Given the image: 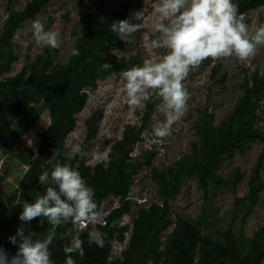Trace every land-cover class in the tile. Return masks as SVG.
I'll list each match as a JSON object with an SVG mask.
<instances>
[{"label": "rangeland", "instance_id": "obj_1", "mask_svg": "<svg viewBox=\"0 0 264 264\" xmlns=\"http://www.w3.org/2000/svg\"><path fill=\"white\" fill-rule=\"evenodd\" d=\"M31 1L0 0V86L8 83L35 93L31 84L35 78L61 82L63 74L58 73L71 69L82 50L90 49L86 41L87 18L99 13L102 23L108 22L116 16L119 0H50L32 20L38 19L46 30L60 33L62 43L57 49L36 46L31 38L32 20L19 22V14ZM243 1L233 0L237 8ZM153 5L154 0H140L128 13L126 19L143 25L134 34V42L120 39L123 47L111 50L109 58L87 64L93 73L95 67L96 71L109 73L99 74L94 84L83 82L76 89L73 98L86 99L82 108L73 113L75 125L62 142V157L76 166L84 163L92 170L104 161L106 151L118 163L124 161L129 179L127 193L108 194L99 210L102 223L123 204L127 209L111 223L125 229L117 232L109 264L115 260L121 264H154L155 251L163 252L160 264H171L172 236L179 226H192L214 244L243 259L251 253L254 243L264 244V142H249L222 155L215 148L221 126L236 121L242 106L253 111L254 128L264 135V45L244 61L210 57L192 67L182 82L189 92L184 115L172 125L170 135L155 138L152 129L163 120L155 111L158 98L152 94L146 104L129 105L121 76L124 70L142 65L144 59H159L166 54V49L150 47L156 38ZM137 13L140 15L135 18ZM244 23L249 35L264 24V3L247 11ZM16 24L19 39L13 40L14 34L9 33ZM72 49L78 54L71 55ZM11 79L14 82L10 84ZM34 95V103L14 119L7 132L9 137L15 129L14 139L22 145L18 150H29L32 160L29 174L10 199V209L22 207L24 201L34 202L50 186L40 182L39 176L54 167L56 161L38 159L42 135L54 118L45 100ZM148 108L152 109L149 115ZM9 140L13 141L11 137ZM75 145L81 151L69 158ZM154 207L159 208L158 218L164 217L170 224L160 232H151L143 248L140 246L141 252H129L135 220L141 210L150 213ZM7 211L9 208L4 218ZM154 218L156 222L157 216ZM97 225L91 223L87 229L98 232ZM17 226H22L19 220ZM48 227L46 223L40 226L38 235ZM55 243L56 239L50 247ZM5 251L11 257L17 249ZM228 260L227 264L233 263ZM197 261L198 257L195 264Z\"/></svg>", "mask_w": 264, "mask_h": 264}, {"label": "clouds", "instance_id": "obj_2", "mask_svg": "<svg viewBox=\"0 0 264 264\" xmlns=\"http://www.w3.org/2000/svg\"><path fill=\"white\" fill-rule=\"evenodd\" d=\"M153 11L157 19L153 24L156 38L150 43L153 49H166L159 59L147 58L142 65H135L121 73L123 90L129 105L140 106L150 101L152 94L158 98L155 111L163 116L152 129L155 138L170 135L172 125L185 113L189 92L183 81L192 67L207 58L235 57L241 61L255 55L258 46L264 45V24L252 35L244 23L243 14H238L233 0H154ZM140 13L135 14V18ZM111 31L126 43L135 41V33L143 28L141 23L129 19L114 21ZM31 38L35 45L52 49L60 48L58 31L46 30L37 19L31 21ZM19 39V30L13 40ZM71 55H77L76 49ZM79 145L73 146L71 156L79 154ZM55 150L49 160H57L54 167L46 169L39 181L50 186L37 196L34 202H23L19 214L21 224L30 223L39 217L38 224L49 225L47 231L36 235L18 227L8 240L17 246L15 255L9 257L0 247V264H54L50 245L57 238V229L62 225L71 228L60 234L67 239L63 246L64 264H75L71 254L84 256L83 243L79 236L81 226L98 223L100 214L95 200V190L82 178L78 170L58 159ZM107 151L104 154L105 165ZM19 238V242H18ZM89 244L103 247L104 234L90 232Z\"/></svg>", "mask_w": 264, "mask_h": 264}, {"label": "trees", "instance_id": "obj_3", "mask_svg": "<svg viewBox=\"0 0 264 264\" xmlns=\"http://www.w3.org/2000/svg\"><path fill=\"white\" fill-rule=\"evenodd\" d=\"M49 1L50 0H32L25 10L19 14V22L34 19ZM138 1L140 0H119L116 16L108 20V22L102 23L99 13L94 17L87 18L86 41L90 49L82 50L77 62L73 63L71 69L64 73H58L59 75L63 74L60 83H57V80H50L48 77L35 78L31 81L35 93L30 90H20V86H12L8 83H4L0 86V138L4 137L10 130L14 123V119H16L28 106L34 103V96H36L34 94L41 96L50 107L54 122L42 135L38 159L47 161L53 156L54 151L57 150L61 156L59 161L78 170L88 185L94 188L98 212L102 200L108 194L125 195L127 193L129 179L124 170V161L118 163L114 155L110 154L107 156V164L105 165L103 161L101 164L97 165L94 170L85 166L84 163L76 166L74 161L62 157L61 152L64 154L62 142L66 135L74 128V111L78 112L85 103V97L73 98L76 89L80 87L83 82L88 81V84H94L99 74L106 75L109 73V71H96V67L93 73L92 67L87 64L93 63L98 59L109 58L111 50L123 47V42L112 33L110 24L114 21L125 20L128 13L134 9ZM263 3L264 0H245L238 5V14H243L245 20L247 11ZM18 29L19 24H16L15 27L10 30L9 35L12 36L16 34ZM8 82L11 84L14 80L11 79ZM151 110L152 109L148 108V115L151 113ZM253 116L254 113L249 106H242L238 108V113H236L235 118L236 121L224 123L221 126L218 133L219 142L215 148L218 150L219 154L222 155L235 149H241L247 143L256 140L264 142V135L254 128ZM56 162L57 160L54 166ZM30 170L31 167L25 174V177L29 174ZM25 177L22 179L20 186ZM9 204L12 206L10 200L8 206ZM10 207H8L9 211H7V217L4 218L3 216L0 221V247H3L4 250L7 248L17 249V246L9 242L8 237L14 235L18 228L17 222L22 207H12V209H10ZM126 210V206L123 204L120 208L115 209L113 213H111L105 225H97L98 232L104 234L105 244L102 248L97 247L94 243L89 244L88 234L91 232V229L80 231L79 238L84 241V256L80 258L75 253L71 254L75 260V264H109L108 259L110 258L117 232L122 233L125 229H117L111 226V223L113 220L121 217ZM158 211L159 208L155 207L150 213L145 210L140 211L138 218L135 220V229L129 252H133L134 250L141 252L140 246L143 248L151 232L156 229L160 232L161 229L163 230L170 224V221H164V217L158 218ZM154 215L157 216L156 222H154ZM39 219L40 218L37 217L30 223L23 224L22 227H24L25 232L31 231L38 235L41 226L38 224ZM69 228H71L70 224L62 225L57 229L56 243L50 247V251L52 252L51 259L54 261V264H64L65 262L63 246L68 241L67 239H61L60 234ZM172 237L174 257L171 264H195V259L197 257L198 261L196 264H227L228 259L233 260L232 264H261L264 256V244L258 243L257 241L254 243L251 253L245 258L239 259L234 252L221 245L214 244L192 226H179L175 229ZM156 246H158V240L156 241ZM155 252L156 257H154L153 262L154 264H160L163 252ZM112 264L121 263L119 260H115Z\"/></svg>", "mask_w": 264, "mask_h": 264}, {"label": "crops", "instance_id": "obj_4", "mask_svg": "<svg viewBox=\"0 0 264 264\" xmlns=\"http://www.w3.org/2000/svg\"><path fill=\"white\" fill-rule=\"evenodd\" d=\"M14 134L15 129L9 136L13 141L9 140L8 134L0 138V221L32 162L29 150L27 153L23 149L18 150L21 143L19 145V141L14 139ZM13 147L18 148L13 150Z\"/></svg>", "mask_w": 264, "mask_h": 264}, {"label": "built area", "instance_id": "obj_5", "mask_svg": "<svg viewBox=\"0 0 264 264\" xmlns=\"http://www.w3.org/2000/svg\"><path fill=\"white\" fill-rule=\"evenodd\" d=\"M89 224H91V223H86L85 225H82L80 231L86 230V229L88 228ZM98 224L105 225L106 222H102V223H101V222L99 221Z\"/></svg>", "mask_w": 264, "mask_h": 264}]
</instances>
